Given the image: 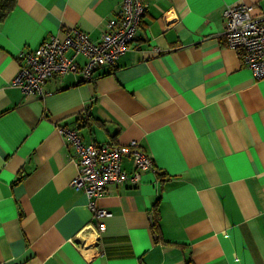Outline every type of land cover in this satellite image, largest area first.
Masks as SVG:
<instances>
[{
    "label": "crops",
    "instance_id": "1",
    "mask_svg": "<svg viewBox=\"0 0 264 264\" xmlns=\"http://www.w3.org/2000/svg\"><path fill=\"white\" fill-rule=\"evenodd\" d=\"M122 1L16 0L0 21V264H264V78L223 33L227 5L264 0H146L128 50L92 79L11 85L20 49L71 28L98 39ZM61 127L152 158L96 199L101 232Z\"/></svg>",
    "mask_w": 264,
    "mask_h": 264
},
{
    "label": "built area",
    "instance_id": "2",
    "mask_svg": "<svg viewBox=\"0 0 264 264\" xmlns=\"http://www.w3.org/2000/svg\"><path fill=\"white\" fill-rule=\"evenodd\" d=\"M146 0H123L118 17L106 22L105 30L98 39H92L83 30H65L61 39L52 35L36 48H22L17 54L19 68L11 80L22 94L44 95L43 84L52 76L80 73L85 80L101 67L112 66L116 59L128 50L138 25L146 10ZM255 4L232 3L224 10V36L227 45L240 54L243 63L257 79L264 78V12L253 14ZM85 60L79 63L75 56ZM64 139L72 147L76 174L70 186L82 190L88 198V207L99 221L98 231L104 230L101 218L109 212L96 204V199L106 193L111 184L122 185L126 180L137 181L139 171L155 170L152 158L136 140L125 144L111 142L90 143L82 141L77 130L59 128ZM129 158L135 172L128 176L121 166L122 158Z\"/></svg>",
    "mask_w": 264,
    "mask_h": 264
},
{
    "label": "trees",
    "instance_id": "3",
    "mask_svg": "<svg viewBox=\"0 0 264 264\" xmlns=\"http://www.w3.org/2000/svg\"><path fill=\"white\" fill-rule=\"evenodd\" d=\"M16 0H0V21L12 10ZM189 264V262H187Z\"/></svg>",
    "mask_w": 264,
    "mask_h": 264
}]
</instances>
